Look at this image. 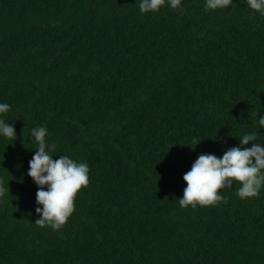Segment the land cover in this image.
<instances>
[{
  "label": "trees",
  "instance_id": "1",
  "mask_svg": "<svg viewBox=\"0 0 264 264\" xmlns=\"http://www.w3.org/2000/svg\"><path fill=\"white\" fill-rule=\"evenodd\" d=\"M204 3L141 14L139 0H0V102L16 133L0 138V264H264V189L178 202L199 155L252 131L264 142V16ZM40 126L54 160L90 169L59 230L35 224Z\"/></svg>",
  "mask_w": 264,
  "mask_h": 264
},
{
  "label": "clouds",
  "instance_id": "2",
  "mask_svg": "<svg viewBox=\"0 0 264 264\" xmlns=\"http://www.w3.org/2000/svg\"><path fill=\"white\" fill-rule=\"evenodd\" d=\"M243 3L253 13L264 16V0H243ZM232 4L233 0H205L204 7L206 11H216L229 9ZM182 5L183 0H139L138 7L141 14L154 13L165 6L182 13ZM10 111V104L0 102V138L14 142V125L3 118ZM256 123L264 129V114L256 118ZM49 135L46 126L31 130V142L37 148L28 162L27 176L37 187L35 212L39 219L35 224L59 230L75 211L77 193L88 186L90 169L86 162L75 161L68 155H59L54 160L56 145L48 142ZM250 143L251 147H244ZM183 182L186 187L178 199L181 208L226 204L221 190L232 188L234 182L240 185L236 191L238 198H257L264 189V142L258 140L257 131H252L243 134L238 146L224 151L220 157L201 154L184 174ZM8 195V183L0 179V201Z\"/></svg>",
  "mask_w": 264,
  "mask_h": 264
}]
</instances>
